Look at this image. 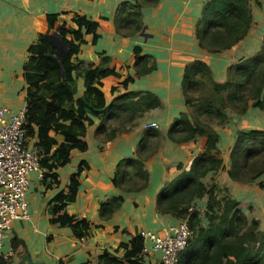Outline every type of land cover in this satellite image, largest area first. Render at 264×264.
Segmentation results:
<instances>
[{"label":"trees","instance_id":"trees-1","mask_svg":"<svg viewBox=\"0 0 264 264\" xmlns=\"http://www.w3.org/2000/svg\"><path fill=\"white\" fill-rule=\"evenodd\" d=\"M157 1L122 2L113 21L116 33L121 36L139 33L143 27L142 2L155 4ZM251 1L261 5L257 0H208L194 27L199 47L210 54H219L245 39L253 24ZM98 26L97 22L77 12L71 15L47 14L46 31L40 33L28 47L23 69L26 83L23 128L38 150L41 179L43 182L49 179L50 185L59 184L55 170L69 162L71 150L83 152L87 149L83 137L94 119H101L95 129L98 135L106 130L109 120L119 121L121 125L118 127L124 129L122 126L131 124L136 115L161 106L159 98L149 92L121 95L111 104H106L101 80L108 76L121 77L109 67L110 58L102 56L98 66L74 62L80 45L85 43V35L92 34L93 42L98 39ZM57 29L61 42L68 46L66 53L53 47L48 37ZM132 53L135 74L126 77L121 82L123 86L156 68L154 64H149V56L141 55L140 47L135 46ZM60 55L62 61L58 58ZM78 78L83 79L84 89L83 94L75 98ZM114 90L113 87L111 91ZM181 91L188 112L173 119L166 135L178 144L202 138L203 145L186 166L177 165L178 174L161 187L155 198L159 214L180 222L186 221L191 231L186 248L178 255L175 264H264V234L259 232L258 221L245 217L239 208L240 203L227 193L226 188H220L213 181L205 182L208 175L216 174L224 165L215 126L225 125L229 120L227 111L240 116H245L249 109L264 113V36L255 55L227 68L226 81L222 84L213 80L206 63L200 60L190 62L184 68ZM199 117L206 118L207 122ZM209 121H214L211 123L213 126L208 124ZM115 133L113 130L108 134V139ZM146 136L157 137V134L146 131L138 142L134 156L120 160L116 165L111 183L123 193L147 188L148 174L141 160V154L146 149ZM84 167L86 165L80 163L77 172L70 176L67 193L59 191L53 198L56 206L49 221L52 227L70 228L78 240L91 235L90 225L84 219L69 215L65 206L75 200L79 173ZM226 173L234 183H257L259 188L264 189V130L235 132ZM203 198H206V203L204 219L201 220L194 205ZM122 201V197H117L101 203L100 219H110ZM119 249H123L122 258L104 250L98 257V264H143V239L139 234L132 235L116 251ZM0 264L10 262L0 259Z\"/></svg>","mask_w":264,"mask_h":264},{"label":"crops","instance_id":"crops-1","mask_svg":"<svg viewBox=\"0 0 264 264\" xmlns=\"http://www.w3.org/2000/svg\"><path fill=\"white\" fill-rule=\"evenodd\" d=\"M134 1L0 0V107L10 113L25 107L23 69L28 58V47L40 33L46 31L47 14L71 15L72 12L99 24L96 31L98 39L93 42L92 34L85 35V43L80 45L74 62L98 66L101 57L107 56L111 60L109 67L121 76L119 79L108 76L101 80L106 104H111L121 95L141 92L157 96L161 103L157 109L136 115L131 124L122 126L124 129L118 127L121 125L119 121L109 120L106 130L97 135L95 129L101 119H94L83 137L87 149L83 152L71 150L69 162L55 170L58 185H50L49 179L43 182L39 172L30 174L25 196L29 219L13 222L11 229L3 234L1 252L4 255L11 253L7 259L10 264H19L26 256L30 258L29 264H98V257L104 250L122 258L123 249L116 251V248L127 243L132 235L141 231L158 235L180 222L159 214L155 208V198L161 187L178 174L177 165L186 166L203 145L202 138L178 144L166 135L173 119L188 112L181 91L184 68L190 62L200 60L209 66L215 82L224 83L229 66L252 57L260 49L264 36V0H257L260 6L254 1L250 3L253 24L245 39L219 54H210L201 49L195 36V24L208 0H158L155 4L142 2V30L132 36L118 35L113 24L117 8L122 2ZM66 19L69 21L68 16ZM135 46L140 47L141 55L150 57L149 64H154L156 68L150 74L123 86L121 82L135 74L132 53ZM113 87L115 90L111 91ZM83 89V79L78 78L75 98L83 94ZM227 114L229 121L226 125L215 126L224 165L216 174L208 175L205 182L213 181L220 188H226L227 193L240 203L241 210L248 209L245 211L249 214L247 218L258 221L259 232L264 234V189L259 188L257 183H234L226 173L235 132L254 125L263 126L264 113L249 109L245 116L238 117V124L233 122L234 113ZM147 123H156L158 129H145L143 125ZM113 130L116 131L115 136L108 139V134ZM149 130L157 137L146 136V149L141 154L143 168L148 174L147 188L123 193L111 183L116 165L120 160L134 156L138 142ZM80 163L85 164L86 168L79 173L75 200L65 206V211L89 223L91 235L82 240L75 238L70 228L52 227L49 222L51 211L56 206L53 198L59 191L67 193L69 178L77 172ZM117 197L123 199L119 209L110 219H100V204ZM205 203L206 198L195 202L197 212L204 209ZM146 244L150 246L149 242ZM142 263L161 264L160 254L150 252L142 257Z\"/></svg>","mask_w":264,"mask_h":264},{"label":"built area","instance_id":"built-area-1","mask_svg":"<svg viewBox=\"0 0 264 264\" xmlns=\"http://www.w3.org/2000/svg\"><path fill=\"white\" fill-rule=\"evenodd\" d=\"M25 113V107L16 113L0 107V259L4 260L11 257V253L4 255L1 252L4 232L11 229L13 222L29 219L25 199L29 176L32 172H39L42 178L38 150L35 145H27L28 137L23 128ZM143 127L158 129L156 123H147ZM139 235L143 239L142 257L157 252L161 264H175L178 255L186 248L191 231L187 222L182 221L158 235L145 231L139 232Z\"/></svg>","mask_w":264,"mask_h":264},{"label":"rangeland","instance_id":"rangeland-1","mask_svg":"<svg viewBox=\"0 0 264 264\" xmlns=\"http://www.w3.org/2000/svg\"><path fill=\"white\" fill-rule=\"evenodd\" d=\"M263 17H264V11H263ZM262 17V18H263ZM264 19V18H263ZM263 24H264V22H263ZM63 47H61V49H62ZM244 60V59H243ZM222 84V83H221ZM189 111H190V109H189ZM228 113H234L236 116L235 117H232L233 118V122H235L236 124H238L239 123V119H238V117H240V115H237L235 112H233V111H227ZM201 120H203L204 122H207V120H206V118H204V117H199ZM229 121V120H228ZM211 123H214V121H209L208 122V124L209 125H212L213 126V124H211ZM227 123V122H226ZM226 123H225V125H226ZM234 123V125H236ZM244 123L246 124V120H244ZM224 128V127H223ZM253 129H259V130H264V124H263V126L262 125H254V126H252L251 128H249V129H247V130H253ZM33 144H34V141H33V139H27V145H28V147H32L33 146ZM221 194H218V196H220ZM205 208V207H204ZM240 208V210H241V206L239 207ZM242 211V213L245 215V217L247 218V217H249V214L247 215L246 214V212L245 211H248V209H245V210H241ZM199 213H200V216H201V220L202 219H204V209H202V210H200L199 211ZM248 219V218H247ZM249 220V219H248Z\"/></svg>","mask_w":264,"mask_h":264},{"label":"water","instance_id":"water-1","mask_svg":"<svg viewBox=\"0 0 264 264\" xmlns=\"http://www.w3.org/2000/svg\"><path fill=\"white\" fill-rule=\"evenodd\" d=\"M58 32H59V29H57L52 35H50L48 37H49L53 47H57V48L60 49L61 52L66 53L68 46L61 42V39H60V37L58 35ZM61 47H63V48L61 49ZM58 58H59L60 61H62V56L61 55L58 56ZM25 262L28 263V264L30 263L29 256L24 257L19 264H24Z\"/></svg>","mask_w":264,"mask_h":264}]
</instances>
